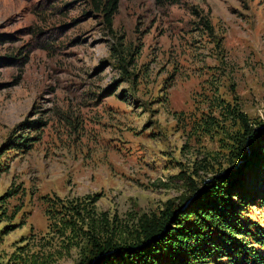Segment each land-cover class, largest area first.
I'll return each mask as SVG.
<instances>
[{"label":"rangeland","instance_id":"1","mask_svg":"<svg viewBox=\"0 0 264 264\" xmlns=\"http://www.w3.org/2000/svg\"><path fill=\"white\" fill-rule=\"evenodd\" d=\"M111 29L90 0H0V264H78L71 208L185 210L235 160L237 114L264 128V0H120ZM257 171L230 198L259 192L239 222L264 234Z\"/></svg>","mask_w":264,"mask_h":264},{"label":"trees","instance_id":"2","mask_svg":"<svg viewBox=\"0 0 264 264\" xmlns=\"http://www.w3.org/2000/svg\"><path fill=\"white\" fill-rule=\"evenodd\" d=\"M119 1L90 0L92 9L104 16L109 31ZM178 2L156 0L161 5ZM190 9L194 17L200 18L204 31L213 35L209 20L195 7ZM236 117L241 130L236 133L235 160L229 171L213 178L185 210L168 202L161 213L143 214L131 224H124L109 220L104 213L99 217L86 208H71L70 219H63L60 232L62 236L68 233L70 242L81 234L85 248L78 264H206L213 262V257L216 262L227 259L228 264H264V253L258 249L264 248V234L259 228L252 234L239 222L242 207L259 192L253 191L240 203L230 198L243 189L245 171L250 168L258 170L257 179L264 184V128L255 130L243 113ZM27 143V137L16 139L12 147L28 148ZM236 160L241 164L237 165ZM74 215L84 222V230L76 228ZM25 264L45 263L30 260Z\"/></svg>","mask_w":264,"mask_h":264}]
</instances>
